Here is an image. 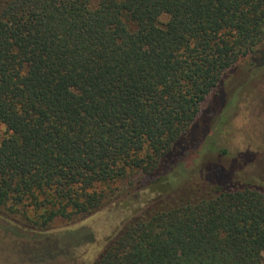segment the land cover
Segmentation results:
<instances>
[{
	"label": "trees",
	"instance_id": "16d2710c",
	"mask_svg": "<svg viewBox=\"0 0 264 264\" xmlns=\"http://www.w3.org/2000/svg\"><path fill=\"white\" fill-rule=\"evenodd\" d=\"M244 58L264 65V0H0L8 227L41 236L133 194L93 264H264L257 160L189 171Z\"/></svg>",
	"mask_w": 264,
	"mask_h": 264
},
{
	"label": "rangeland",
	"instance_id": "374dc122",
	"mask_svg": "<svg viewBox=\"0 0 264 264\" xmlns=\"http://www.w3.org/2000/svg\"><path fill=\"white\" fill-rule=\"evenodd\" d=\"M230 72L222 84L225 105L219 116L210 121L204 137L208 151L203 153V145L192 155L189 171L207 166L227 167L238 155L247 153V168L253 169L257 160L258 172L264 174V65L255 66L250 58H244ZM134 196L111 201L74 223L59 220L41 236L30 231L15 233L0 211V264H93L115 233L139 213L141 203ZM43 241L52 243L54 252L44 261L32 249L34 243ZM21 246L32 251L26 255Z\"/></svg>",
	"mask_w": 264,
	"mask_h": 264
}]
</instances>
